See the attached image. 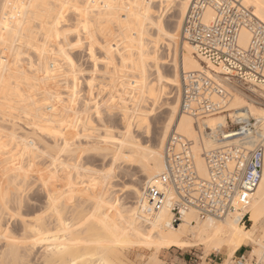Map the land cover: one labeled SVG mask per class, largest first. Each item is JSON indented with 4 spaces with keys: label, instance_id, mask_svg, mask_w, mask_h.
<instances>
[{
    "label": "bare ground",
    "instance_id": "6f19581e",
    "mask_svg": "<svg viewBox=\"0 0 264 264\" xmlns=\"http://www.w3.org/2000/svg\"><path fill=\"white\" fill-rule=\"evenodd\" d=\"M189 1L191 0H132V2L118 0L120 3L128 4L160 3V8L165 7L166 10H169L171 5L176 6L177 24L172 33L168 34L176 54L180 50L178 48H181L178 35ZM67 2L83 6L88 0H60V3ZM111 2L113 0H92V4L99 7H95L86 19L90 27L94 25L97 31L103 29L104 36L96 37L98 45L103 44L116 49L113 52V62L119 64V72L123 73L119 76L126 78L119 79L120 92L126 91L128 94L126 100L119 96L123 100L119 99L121 101L119 116L123 121L121 128L126 147L121 150L109 143L102 145L109 151L97 152H105L104 158L107 154L113 155L109 163V168L112 169L115 152L122 151L123 155L132 156L149 173L153 191L164 189V197L151 201V197L132 187L129 192L130 198L134 197L133 200H137L138 204L146 202L148 206L150 218L148 223H145V220L135 215L133 207L123 203L124 197L118 194L115 185L106 181L113 171L108 173L104 170L107 164L105 159H102L103 166L99 168L100 166L97 167L94 163L95 156L85 155L87 151L81 154L74 150V155L61 156L55 167H51V160L43 156L38 157L37 153L25 155L22 149L24 144H13L7 134H13L17 141H26L28 135L32 133L35 140L42 144L40 153L47 150L44 144L56 143L57 137L50 136L51 138L47 139L39 135L35 129L25 131L17 126L19 119L29 120V117H32L29 121L35 124L38 121L37 115L49 113L48 111L55 112L66 122L64 137L69 141L77 135L83 136L76 124L82 119L90 120L91 107L73 80H69L67 87L60 90L55 81L46 79L42 74L48 63L44 58L46 52L41 44L27 42L33 37L38 40H49V35L56 30L58 19L55 15L56 10L42 7L45 4L51 5L50 1L0 0V37H3L0 40V130L6 133L0 136V142L8 149L0 151V192L18 193L20 188L24 189V202L19 213L21 218L10 221V226L8 224L0 226V264H72L73 261L76 264H123L124 256L128 257L133 249L141 248L151 251L146 264H162L159 253L163 248L185 247L187 241L184 239L183 228L193 229L190 231L191 239H197L204 244L206 253L211 250L224 252L223 264H231L236 250L247 242L253 245V248L243 257L241 264H264V188L261 187V182H264V166L261 180L249 207L245 210L249 214L251 225H247L243 219L245 211L228 214L224 218L211 216L200 218L194 209L186 211L178 224L171 222L174 194L170 187L165 186L163 180L166 170L163 147L172 125L175 123L176 132L192 141L196 168L199 174L205 177L208 171L204 153L216 145L214 137L216 127L224 125L228 116L217 114L202 121L186 113H180L177 117L179 96L165 125L159 149L143 146L137 141L133 121L147 111L145 99L154 77L137 58L129 55L124 58L123 55L121 59L123 41L119 21L126 20L132 24L135 42L133 47L138 53L143 52L142 41L149 39L148 27L143 25L142 19H136V16L140 15L136 9H132L133 15H129L104 8L106 3ZM5 4L9 5L7 10L4 8ZM64 12V21L75 26L76 13L67 9H64ZM101 12L103 16L99 17ZM205 18H212L211 10L206 12ZM63 26L67 25L62 21L59 28L61 33L66 30ZM250 38V30L242 29L241 46L246 47ZM78 40L85 42L82 48L90 64L95 63L90 59L91 53L88 49L91 44L88 43V36L81 34L75 43ZM181 43L182 69L204 71L209 76L223 81L227 88L235 90L233 95L230 94L231 98L229 97L228 101V105L231 102L229 106L234 110L229 113L230 117L234 121L239 117L254 118L256 131L251 136L249 144L254 146L262 141L264 146V120L260 119V113L264 112V85L249 86L246 88L247 91L243 92V87L239 88L238 84L228 82L218 74L221 72L219 68L196 54L192 44L185 40ZM95 54L101 62L107 58V53L99 46L96 47ZM65 65V63L57 65L56 70L60 76L67 75ZM22 67H27L28 70L23 71ZM174 67L176 70L174 81L179 84L180 65L175 54ZM98 87L103 91L108 90L106 85ZM241 88L243 89L240 90ZM72 97L75 103L62 104V101ZM40 102H46L48 106L39 107ZM130 106L134 113L131 112ZM6 116L10 118L8 123H5ZM122 121L120 120V123ZM105 127L111 130L110 141L118 140L113 129L109 125ZM49 132L55 133L53 130ZM92 142V146L96 147L99 139L94 138ZM133 143L136 147L128 150L127 146ZM29 165H32L31 170ZM116 168L119 169V165ZM100 173L107 174L101 176Z\"/></svg>",
    "mask_w": 264,
    "mask_h": 264
},
{
    "label": "built area",
    "instance_id": "2783aa9c",
    "mask_svg": "<svg viewBox=\"0 0 264 264\" xmlns=\"http://www.w3.org/2000/svg\"><path fill=\"white\" fill-rule=\"evenodd\" d=\"M231 3L235 0H191L183 19L182 37L195 47L196 54L219 68L218 74L228 82L245 88L264 85L261 22L254 8L245 16L230 7ZM209 10L212 18L206 19ZM245 28L250 30L251 38L243 47L240 34ZM179 96L180 112L198 121L229 111L228 88L204 71L182 72ZM255 122L254 118L239 117L234 121L228 117L226 124L216 127V145L204 153L208 171L205 177L196 168L192 141L176 131L171 134L164 147L163 180L174 194L173 224H178L189 209H194L200 218H224L249 207L264 166L262 141L249 144L256 131ZM163 191H153L151 201L162 199Z\"/></svg>",
    "mask_w": 264,
    "mask_h": 264
},
{
    "label": "rangeland",
    "instance_id": "374dc122",
    "mask_svg": "<svg viewBox=\"0 0 264 264\" xmlns=\"http://www.w3.org/2000/svg\"><path fill=\"white\" fill-rule=\"evenodd\" d=\"M49 1L51 4H56L58 2V0H49ZM128 1L132 2V0H128ZM173 1H176V0H173ZM150 5H151V13H152V16L150 17V19L152 23L146 24L142 19L143 25L148 27V37H149V39L144 40L141 43L142 45L141 50H143L142 53H138V51L136 52V49H134L133 47L134 45L133 43L135 42L133 40V30L131 27L132 24L129 21L125 20V21H119V26H121V36H122V41H123L122 52L124 54V58H127L128 55L132 56L133 58H137V60L141 61L144 64V66L149 69L150 73H152L154 77V82L151 85L150 91L148 92V95L146 96V99H145V105L147 107V111L144 115L139 116L138 119L133 121V131H135V134L137 136L136 140L139 141L141 144H143V146L151 147L152 149L157 150L159 149L161 139H162V133L171 115L172 108L178 102L179 90H180V80H181L182 72H187V71H184L182 69V57H181L182 46H180L182 44L181 42L184 41L182 37V33H181L184 17L181 21L182 23H181V27H180L179 35H178L179 41L181 40V42H179L180 43L179 47L181 48H178L180 50L177 51V54H176L174 51V46L168 36V34L172 33L174 26H176L177 24L176 6L171 5V8L169 10H166L165 7L160 8V3H157V4L151 3ZM157 13H162V15H160L157 18L156 17ZM102 16H103V13L101 12L99 14V17H102ZM63 27L67 28V26H63ZM72 27H75V26H72ZM78 36L79 35H75V34H73L72 36H69V39H68L69 42H71L72 44H75V41ZM27 42L29 44L34 43V42L41 44V47L44 49V51H45V45L47 44V52L45 53L44 58L48 61V63L45 69L42 70V74L45 75L47 80L55 81L60 86V90H63L64 88L67 87V83H69V80H73L78 86L79 91L82 94V96L85 99H87V104L91 107V118L89 121H86V119L79 120V122L76 124L78 131L81 132L83 136L85 135V132H87L89 135H92L94 138H98V139H99V135L104 134L102 132L97 131L101 129L102 125L98 123L99 119L98 117L94 115L93 101H95V103H99L102 106L106 104L110 105L114 109L113 116L105 120L104 127L106 125H109L113 129L116 138L118 140L123 139V137L121 136V134H123L122 133L123 129L121 128V126H123V121H122V117L119 116L120 115L119 101L122 100V98L123 100L124 99L126 100L128 98V94L126 91L121 90L122 92H120V89H119V79L123 78V76H119L123 74L119 72V64L117 65L115 64V67H108L102 64L97 65L95 63L90 64V62L88 61V56L85 55L83 48H77V49L69 51L68 55H70L72 59L76 61L78 67L80 66V61L84 60V65L82 66V73L79 76H76L74 78V74H72L70 72V69L66 67L65 65V70L67 71V75L60 76L56 70L57 65L58 63L66 64V62L59 55V48L55 47V42L52 40H38L35 37H33L30 40H27ZM174 54L179 59V65H180L179 84L174 81L176 79V70L174 67ZM22 69L23 71L28 70L27 67H22ZM103 69L105 70L103 71ZM94 70H95V75L93 76L92 72ZM49 73H55V75H49ZM123 79H126V78L124 77ZM77 80L79 81V83H77ZM90 81H91V87H89ZM98 83H101V84L98 85ZM104 85L107 86L108 90L103 91L100 87H98V86H104ZM243 88H241L240 90L243 89L242 90L243 92L247 91L245 87ZM231 90L232 88L230 89L228 88V91L230 92V94L233 95L232 93L235 90H232V91ZM119 96H121L122 98ZM67 103L69 104L75 103V101H73V97L68 98L67 101H62V104H67ZM38 104H39V107L48 106L46 102H40ZM229 105H231V102L229 103ZM229 105H228V108L230 110L227 113H225V115H227L228 117H230L229 113L234 111L233 109H231L232 107ZM48 112L49 113L37 115V120H38L37 123H39L40 127L46 128L47 132H49L50 130H53L55 132H60L62 136L64 137L65 136L64 126L66 122L62 121L59 115H56L55 112L53 111H48ZM131 112L134 113L135 111L131 108ZM177 112H178L177 117H179L181 113L179 109V104L177 107ZM101 113L104 114L103 107L101 109ZM120 120L122 121L121 123H120ZM30 123L33 124L31 121L27 119H19L17 121V126L21 128V130H25V131H34L35 129L39 135L44 136L47 139L51 138L49 135H47V133H42L35 127H29ZM92 125H95V129H93ZM175 131L176 129H175V123H174L172 125L171 132L169 131L165 139L164 147L166 145L168 138ZM34 137L35 136L32 133H30L26 141H29V140L33 141L37 149H40V148L42 149L41 147L42 144L39 141H36ZM24 148L25 146L22 147L23 150ZM104 153L105 152L87 151L85 155L95 156L94 163L96 164L97 167L100 166L99 168L103 166L102 159H105L106 160L105 163H107L108 165L105 164L104 170L108 171L109 169H112V168H109L110 167L109 163L113 159V155L107 154V156L104 158ZM33 154H35V152H30L25 155H33ZM96 159L98 162L96 161ZM112 171L113 173L106 178V181L109 184H114L115 189L118 190V194L124 197L123 203L126 206L129 205L130 207H133L134 208L133 211L135 215H137L139 219L145 220L144 221L145 223H148V220L150 218L149 217L150 212L148 210V206L146 202L143 204H138L137 200L136 201L133 200L134 197L130 198L131 194L129 192L130 190H132V187H136L140 191L145 193L148 197H150L153 193V187L150 185L149 173L138 162H135V163L123 162L122 164H119V169L115 168V169H112ZM126 171L127 173H125ZM243 219L244 221H246L247 225H251V221L249 220L248 213L245 214V217L243 216ZM192 230L193 229L191 228L182 229L183 234H184V239L185 241H187L183 249H179V247L176 248V246H170V247H165L160 251L159 258L162 260L161 262L162 264H165L163 260L166 261L164 257L165 255L168 254L169 251H172V253L176 251H180V252L186 251L191 256H193V258L206 257L205 245L202 244L197 239L196 240L191 239L190 231ZM246 244L250 245L248 242ZM250 247L252 249L253 245H250ZM250 252L251 250L249 251V253ZM150 253L151 251L147 248H141L140 250L134 251V253H132L131 251L128 257L124 256L122 258V263L123 264H146L145 262L148 261V257ZM235 263L237 264L239 262L236 261L232 264H235Z\"/></svg>",
    "mask_w": 264,
    "mask_h": 264
},
{
    "label": "snow or ice",
    "instance_id": "6c2138e0",
    "mask_svg": "<svg viewBox=\"0 0 264 264\" xmlns=\"http://www.w3.org/2000/svg\"><path fill=\"white\" fill-rule=\"evenodd\" d=\"M229 6L232 8H237L239 11L243 12L245 16L251 13V10L255 8L256 9L255 16L261 22L262 35H264V0H235V3H231ZM8 7H9L8 4L4 5L5 10H7ZM42 7L50 10L51 9L56 10L55 15L58 17L55 25L56 30L49 35L48 39L55 42V47L59 48V55L66 62V67H68L70 69V72L74 74V78L82 73V66L84 65V60L80 61V66L78 67L76 61H74L72 57L68 55V52L77 48L84 47L85 42L78 40L77 43L72 44L71 42H69L68 38L73 34L75 35L84 34L88 36V43L91 44V47L88 49V51L91 53L90 56L91 61L95 62V64L97 65L103 64L108 67H115V64L113 62V52H115L116 49L110 46L106 47L103 44L98 45V41L96 37L104 36L105 33L102 28L100 31H97L94 25L90 27V25L87 23L86 18L88 14L92 13L93 9L95 7H99V5H93L92 0H88V3L83 6H81L78 3L73 4L71 2L60 3L58 0L56 4H51V5L45 4ZM104 8L115 12L127 13L129 15H133L131 10L136 9L140 12V15L136 16L137 20L143 19V21L146 24L152 23L150 19V17L152 16L151 5L146 2L128 4V3H120L118 2V0H113V2L111 3H106L104 5ZM64 9H67L69 11H74L76 13L77 19L75 20V27L68 25L67 21H64V15H65ZM160 15H162V13H157L156 17L158 18ZM62 21L64 22L65 25H67V28L65 31H63V33L59 31L60 24ZM2 39L3 37H0V40ZM30 46L31 45H29V47ZM97 46H99L105 53H107V58L103 62L99 61L96 58L95 49ZM117 47H119V45H117ZM45 52H47V44L45 45ZM123 55H124L123 53H120L121 59L123 58ZM125 63H127V61H125ZM49 75H55V73H49ZM92 75L93 76L95 75V70L92 72ZM77 83H79L78 80ZM89 87H91V81L89 82ZM93 103H94V110H93L94 115L99 118L98 123L102 125L101 129L97 131L104 133L103 135H99V143L97 144L96 147L92 146V141L94 137L92 135H89L87 132H85L84 136L77 135L76 137L73 138V140L69 141L66 137H63L60 132H55V133L47 132V129L40 127L39 123L37 124L30 123L29 127H35L42 133H47V135L49 136H54L58 138L57 142L54 144L51 145L44 144V147L47 150L43 153L39 152V149L36 148V145L33 141L30 140L17 141L16 137L13 134H7V135L10 136L14 145L16 143H21L25 145L24 148L25 154H28L30 152H35L37 153L38 157L43 156L46 157L47 160H51L52 161L51 167H55L56 163L60 160L61 156L74 155V150L81 152V154H83V151H90V152L109 151V149L102 147V145H106L109 143H111L114 147L124 150L126 147L124 139L110 141L111 130L104 127L105 120L113 116L114 109L107 104L102 106L99 103H95V101H93ZM102 107L104 109V114L101 113ZM9 119L10 118L6 116L5 123H8ZM31 119L32 117H29V120ZM260 119L264 120V112L260 113ZM92 127L93 129H95V125H92ZM3 135H6V133L0 130V136ZM121 136L123 137L124 134H121ZM61 143L63 144V147H61ZM135 147L136 145L134 143L127 146L128 150H132ZM0 151H8L7 148L3 147L2 142H0ZM126 161L131 163L136 162L132 156L123 155L122 151L115 152L114 160H113V169H115L119 164H122L123 162ZM31 167L32 165H29V170H31ZM111 171L112 169H109L108 173H111ZM106 174L107 173H100L101 176H105ZM261 187L264 188V182H261ZM23 202H24L23 188H20L18 190V193L0 192V226H3L4 224H8L10 226V221L21 218L19 213H20V209L23 206ZM34 219H39V217H34ZM25 222L27 223V221ZM5 235L7 236L8 234L6 233ZM72 264H76V262L73 261Z\"/></svg>",
    "mask_w": 264,
    "mask_h": 264
},
{
    "label": "crops",
    "instance_id": "0c3cea01",
    "mask_svg": "<svg viewBox=\"0 0 264 264\" xmlns=\"http://www.w3.org/2000/svg\"><path fill=\"white\" fill-rule=\"evenodd\" d=\"M177 248V247H176ZM183 249V248H179ZM138 249H133L132 253ZM251 250L250 245L245 244L239 247L232 257L231 264L238 261L241 264V260H239L242 256H245ZM208 254V255H207ZM206 257L201 258H193L188 252L186 251H176L172 253L169 251L167 255H165L163 262L165 264H223L225 260V253L222 251L211 250L205 254ZM237 263V264H239ZM236 264V263H235Z\"/></svg>",
    "mask_w": 264,
    "mask_h": 264
}]
</instances>
